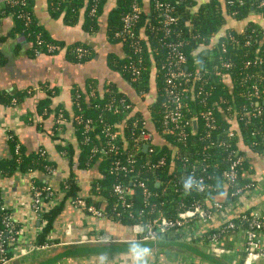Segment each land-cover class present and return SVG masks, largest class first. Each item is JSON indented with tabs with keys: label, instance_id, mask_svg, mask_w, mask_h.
I'll return each instance as SVG.
<instances>
[{
	"label": "trees",
	"instance_id": "1",
	"mask_svg": "<svg viewBox=\"0 0 264 264\" xmlns=\"http://www.w3.org/2000/svg\"><path fill=\"white\" fill-rule=\"evenodd\" d=\"M109 1L102 0L98 4L96 14L91 13L92 0H50V10L53 17L63 16L65 23L69 25L82 22L83 29L93 34L100 29V18L105 14V8ZM113 1L114 5L107 13V38L112 43H122L125 54L119 56L116 53H111L108 63L111 68L119 71L138 93L148 92V113L135 108L114 113L104 109L102 105V107L97 106L98 103L103 104L107 101L110 94L117 97L124 96L132 102L133 100L121 91L113 81L105 82L100 86L98 80L89 78L84 89L78 86L72 89L73 108L70 110L73 112L69 115L66 107L52 105L53 101L50 97L52 88H46L43 84V88L46 89V96L42 97L38 104L39 111L56 114L60 108H63L65 116L69 120L72 118L71 122L80 146L77 160L73 157L74 147L72 145L60 142L59 148L68 151L66 153L69 154L72 166L77 164L87 168L98 164L100 174L93 181L90 192L86 195H82L81 185L77 173L74 171H71L59 190L53 192L50 187L49 190L44 191V201L39 209V219L43 225L36 237L37 245L53 244L59 241L51 237L50 233L53 231L55 221L63 211L65 204L71 202V199L83 197L88 202H96L99 207L109 211L116 203V196L112 187L117 181L127 182L131 178H140L146 181L152 192L149 197L150 203L146 204L148 200L145 199L142 189L136 188L133 195L135 218H130L127 215H124L121 220L116 217L107 218L112 219L115 223L118 222L121 226L130 228L138 220L154 217L159 212L167 216H176L179 211L191 206L194 200H200L203 205H207L214 199L229 203L231 201L229 192L232 187L226 184L222 177V172L227 166L228 148L212 143L213 138L223 136L225 129L235 130L236 136L231 140V145L238 148L244 155V160L238 169V185L243 186L246 183L255 184L256 182V179H253L251 175L254 169L250 166L248 153L252 151L264 154V30L253 21H250L243 31L227 25L232 19L237 22L249 17L252 14V5H229L227 0H175L176 13L179 16L175 28L176 32H181V37L187 41L185 50L188 55V68L194 73L204 72L195 81L194 90L201 87L204 90L199 95L195 93L188 101V106L185 109L186 117L191 122L194 119L197 120V127L188 124L186 126L188 136L183 140L178 139L176 131L166 133L163 137L158 134L151 143L154 151L150 152L147 149L144 150L143 146L138 145L135 138L132 137V131L137 130L133 120L145 119L148 123L151 122V126L152 123L155 125L162 123L164 116V75L161 64L167 53L165 42L170 38L176 39L177 33L173 32L171 37L166 36L159 13L155 9L156 0H139L142 12L134 29L136 37H117L116 34L123 27V17L131 10L133 0ZM31 4L32 0H26L25 5L2 3L0 15H13L15 21L13 31L23 33L32 42L31 51L34 55H36L35 50L38 48L36 36L40 34L45 42L59 43L65 46L66 43L54 41L48 37L44 29L35 21L31 12ZM230 35L239 40V43L234 42ZM223 43H226V50L223 49ZM66 46L65 55L71 61L85 62L95 56L93 49L84 43L79 42ZM77 46H83L89 50L82 60H79L71 51ZM135 47H140L141 52L137 53ZM140 56L143 57L141 73L134 75L128 64L131 59L137 61ZM261 58H263V62H260ZM226 62L231 64L227 66L225 65ZM254 83L259 85V94H250ZM92 89L95 90V95L90 93ZM77 92L81 93L79 98L81 108L77 105ZM6 95V101L13 98V95ZM230 105L239 111H243L244 107L249 109L261 107L262 112L257 115L251 113L245 115L244 118L238 114L231 121L228 114V106ZM209 106L213 107L217 118V125L212 130L207 129L202 116V111ZM77 114H81L83 117H92L96 122V126L90 131L92 136L90 141H84L83 126L75 119ZM117 121L123 123L122 136H120L122 139L117 141L120 149L117 152L93 155L91 151L93 146L96 145L101 148L107 146V137L102 131L105 123ZM54 128L57 132L55 123ZM130 150H134L137 156L136 171L129 176L123 175L122 172H111L110 166L115 156L123 155ZM204 154L210 155L207 160L213 163L210 170L215 169V182L219 188L214 192H202L193 187L190 192H185L182 181L190 176V166L189 163L185 162L184 156H189L192 161H196L202 158ZM161 156L167 159L164 166L156 169L148 167L147 160L155 161ZM10 166V173L16 169L22 171L41 169L47 172V167L55 166V164L46 153L42 154L39 150L27 154L20 146L19 152H16L15 147ZM36 184L37 187L49 185L47 181L42 180H38ZM54 195L57 198L54 199ZM99 196L100 199H95ZM236 197L239 196L236 195ZM2 201L0 199V204ZM79 207L92 214L87 209ZM252 212V208L249 207L231 215L230 220H234L238 225L232 230L241 228L243 213L251 215ZM4 215L5 213L0 208V230L4 226ZM190 229L194 230L193 226H190ZM213 231L215 228L206 230L201 236L193 235L190 240L195 241L197 238L208 236ZM132 235L136 238L139 237L135 232ZM180 236L181 233L179 232L172 234V238L183 240ZM19 237L11 240L6 232L0 236V240H5V253L8 258L13 257L23 248L19 242ZM245 255L246 251H244L242 260H244ZM255 264H264V257L255 261Z\"/></svg>",
	"mask_w": 264,
	"mask_h": 264
},
{
	"label": "crops",
	"instance_id": "2",
	"mask_svg": "<svg viewBox=\"0 0 264 264\" xmlns=\"http://www.w3.org/2000/svg\"><path fill=\"white\" fill-rule=\"evenodd\" d=\"M113 5V0L107 3L105 14L100 18L99 31L90 34L83 29L82 22L69 25L65 23L63 16L53 17L50 0H32V15L48 37L67 45L84 43L93 49L95 56L85 62L71 61L64 52L34 55L31 51L32 42L23 33L13 31L15 26L13 15H0V199L9 205L14 219L21 226L19 242L22 249H26V252L18 251L2 264H34L53 253L54 249L73 242L136 238L132 235L135 231L133 227L121 226L118 222L107 219L108 217L87 213L69 201L57 217L54 229L50 233L51 237L59 241L39 248L33 247L43 225L33 207V189L37 181H47L54 192L61 188L71 171H74L81 185V193L86 195L89 194L91 184L100 174L98 164L87 168L77 164L72 166L69 154H65L64 150L59 148L60 142L72 145L73 157L77 160L80 146L71 122L72 118L55 132L54 114L39 111L38 104L41 98L46 96L43 84L46 88H52L50 94L52 105L66 107L69 115L73 112L70 110L73 108L72 89L76 86L84 89L89 78L98 80L100 86L105 82L113 81L135 102V109L148 113V92L138 93L121 73L111 68L108 63L111 53L119 56L125 54L122 43H112L107 38V13ZM250 21L257 23L264 30V17L257 14H251L237 22L232 19L227 25L243 31ZM6 94L13 95V98L6 101ZM14 98L17 100L14 101ZM17 143L27 154L44 149L55 164L54 173L50 175L41 169L27 171L16 169L10 173V163ZM248 158L250 166L254 169L251 175L256 179L255 186L244 193L240 203L230 207L228 216L225 211H221L216 213L212 220L194 221L192 226L196 236L203 235L211 228L216 230L231 215L246 208L250 207L253 212L264 213V154L249 151ZM55 198L57 196L54 195ZM100 198L99 196L95 199ZM104 201L106 202V199ZM224 234L219 243L228 247L230 251L218 255L230 263L245 264L242 256H244L246 236L242 229L230 230ZM260 234L264 239V229ZM206 236L190 242L205 248L209 246ZM99 237L106 238L98 239ZM149 249L148 264H212L182 247L164 246ZM227 254L232 255L233 259H229ZM52 264H129V259L128 251L93 253L68 256Z\"/></svg>",
	"mask_w": 264,
	"mask_h": 264
},
{
	"label": "built area",
	"instance_id": "3",
	"mask_svg": "<svg viewBox=\"0 0 264 264\" xmlns=\"http://www.w3.org/2000/svg\"><path fill=\"white\" fill-rule=\"evenodd\" d=\"M102 0H92L93 6L91 8V13L96 14L98 4ZM10 3L12 5H25L26 0H0V4ZM229 5H239L243 6L245 4L252 5V14H257L264 17V0H227ZM155 9L158 11L161 18V24L165 31L167 37H171L173 32H176V23L179 16L176 13V4L175 0H156ZM142 8L139 4V0H133L131 5V10L127 12L123 17V27L116 34V36L125 37V38H135L134 29L140 19ZM24 16V15H23ZM176 39H168L165 42L167 47L166 58L161 64V69L163 70L164 75V116L163 121L159 125L152 123V126L149 125L147 120H141L137 118L133 120V124L137 130L132 131V137L135 138L138 145H144L147 143V150L150 152L154 151V147L151 144L156 138V136L171 131H176L178 134V139L183 140L188 136V130L186 126L188 124H193L197 127V120L194 119L192 122L186 117L185 109L188 106V101L192 96L197 93L198 95L202 93L204 89L198 88L195 89V81L197 78H200L204 72L198 71L194 73L188 68V55L185 50L187 41L181 37V32H176ZM230 38L239 43L234 36L230 35ZM36 44L38 48L35 50L36 55L40 53H49L56 54L61 52H66L67 44L65 46L59 43L45 42L41 34L36 36ZM223 49L226 50V43H223ZM71 51L77 56L79 60H82L89 52V50L83 46H77L71 49ZM135 51L141 52L140 47H135ZM143 62V57H138L137 61L131 59L128 66L132 70L134 75H139L141 73V65ZM260 62H263V58L260 59ZM231 63L226 62L225 65L229 66ZM92 95H95V90L90 91ZM142 93H145L142 92ZM260 89L257 83L253 84V89L250 94H259ZM81 93L77 92L76 99L77 105L81 108L79 98ZM17 99L14 98V101ZM205 101V97H204ZM104 109H107L112 112L121 113L134 109L136 106L135 102L129 101L124 96H115L110 94L109 99L103 104L98 103L97 106H100ZM232 109V110H231ZM228 114L230 115L231 121L240 114L241 118H244L245 115L254 114L257 115L262 112L261 107H256L255 109H249L244 107L243 111L234 109L233 106H228ZM202 116L204 119L205 126L208 130H212L217 125V118L212 106H209L207 109L202 111ZM75 119L78 123H81L83 126V138L84 141H90L92 136L90 131L96 126V122L92 117H83L81 114H77ZM69 121V118L65 116L63 108H60L59 111L54 114V123L58 130L61 129L62 125ZM143 123V124H142ZM141 124V126H140ZM74 127V126H73ZM122 121H117L114 123H105L103 127V133L107 137V146L99 147L93 146L91 151L92 154L97 153H108L112 151H118L120 146L117 145V141L122 139ZM236 136V132L233 129H225L223 136H217L213 138L212 143L228 148L227 154V166L222 172V177L226 184L232 187L229 192L231 196V201L229 203H224L222 200L214 199L210 204L203 205L200 200H194L191 206L187 207L184 210L178 212L176 216H167L162 212H159L154 217H149L146 219H140L132 225L134 232L139 235L138 238L146 239H156L161 237H172V234L175 232L181 233V238L185 240H190L193 235H196L194 230L190 229L194 221L206 222L208 220L214 219L216 213L225 211L226 215H229V211L233 205L240 203L242 196L246 191L253 188L255 185L251 183H246L245 185H238V169L241 166L244 155L238 150V148L231 145V140ZM20 145L16 144V152H19ZM42 154H45V150H40ZM66 154V151H64ZM210 155L204 154L199 160L190 159L189 156H184L185 162L189 163L190 166V176L193 177V187L202 192L208 191H217L218 185L215 182L216 171L215 169L210 170L212 167L211 162L207 159ZM167 159L164 156H161L157 160L153 161L151 159L147 160V165L151 169H156L162 167L166 164ZM137 156L134 150H130L123 155H116L113 163L110 166L111 172H122L123 175L129 176L136 171ZM55 171L54 166L47 167V173L52 175ZM180 183V182H179ZM238 185V186H237ZM140 187L143 191L145 199L148 201L146 204H149V197L152 192L146 183L145 180L140 178H131L129 181H117L113 184V193L116 196V203L111 207V209L104 210L99 207L96 202H88L83 197H77L71 199V202L77 206H81L87 209L94 215L100 217H116L118 220H121L124 215H127L130 218H135L134 210V201L133 195L136 191V188ZM34 211L37 216L40 215L39 209L44 201V191L50 189V185H43L41 187H34ZM238 195L239 197H236ZM208 197V196H206ZM209 199V198H208ZM231 207V208H230ZM1 210L5 213L3 217V228L0 230V236L6 232L11 240H15L22 233V228L19 223L14 219L12 210L9 209V205L2 201L0 204ZM225 215V216H226ZM241 228L246 236L245 240V251L246 255L244 258L245 264H253L255 261L264 257V239L261 236V230L264 229V213L254 211L251 215L243 213L241 216ZM244 224V225H243ZM238 225L234 220L227 219L224 221L222 226L218 227L210 235H208L209 247L210 250L216 254H222L224 252L230 251L228 247L222 246L219 243L220 237L222 234L236 228ZM188 228V230H182ZM106 238V237H105ZM99 237L98 239H105ZM97 240V239H96ZM4 239L0 240V264L6 262L8 259L5 253ZM47 245V244H45ZM44 245H37L36 243L33 247H43ZM26 252V249H21L20 252Z\"/></svg>",
	"mask_w": 264,
	"mask_h": 264
},
{
	"label": "water",
	"instance_id": "4",
	"mask_svg": "<svg viewBox=\"0 0 264 264\" xmlns=\"http://www.w3.org/2000/svg\"><path fill=\"white\" fill-rule=\"evenodd\" d=\"M148 144L144 145V150L147 149ZM131 240L141 242L142 246L149 248L156 247H182L189 249L195 255L205 258L212 264H233L224 259L220 255L211 252L210 247L201 248L190 241H182L179 239H165V238H133ZM130 240H90L73 242L63 245L61 248L54 249L53 253L47 255L44 259L34 264H52L65 257L79 254H93V253H115L128 251Z\"/></svg>",
	"mask_w": 264,
	"mask_h": 264
},
{
	"label": "clouds",
	"instance_id": "5",
	"mask_svg": "<svg viewBox=\"0 0 264 264\" xmlns=\"http://www.w3.org/2000/svg\"><path fill=\"white\" fill-rule=\"evenodd\" d=\"M182 186L185 192H190L193 188V177L188 176L183 179ZM128 244L129 264H148L147 257L150 254V249L142 246L139 241L130 240Z\"/></svg>",
	"mask_w": 264,
	"mask_h": 264
},
{
	"label": "rangeland",
	"instance_id": "6",
	"mask_svg": "<svg viewBox=\"0 0 264 264\" xmlns=\"http://www.w3.org/2000/svg\"><path fill=\"white\" fill-rule=\"evenodd\" d=\"M182 230H186V231H187L188 228H184V229H182ZM226 256H227L229 259H233V258H232V255H230V254H227ZM254 264H255V262H254Z\"/></svg>",
	"mask_w": 264,
	"mask_h": 264
}]
</instances>
